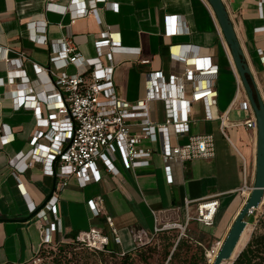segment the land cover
I'll return each mask as SVG.
<instances>
[{"label": "crops", "instance_id": "crops-1", "mask_svg": "<svg viewBox=\"0 0 264 264\" xmlns=\"http://www.w3.org/2000/svg\"><path fill=\"white\" fill-rule=\"evenodd\" d=\"M93 1L0 0V49H9V59L14 62L21 59L22 76L30 79L42 102V118L50 115L41 98L51 91L53 80L46 72L36 73L34 64L48 69L50 47L34 43L33 33L45 29L41 34H45L49 43L70 37L86 60H94L99 35L109 30L112 39L122 44V51L114 56V83L118 97L125 102L137 104L146 99L151 73L167 76L174 71L180 73L185 66L193 69L202 60H209L216 67L218 78L211 85L212 92L217 93L211 108L212 121L205 119L206 102L185 97L191 102L190 119L194 122L191 135H213L216 155L187 162L184 182L177 174L174 186L166 182L160 141L143 142L154 151L147 168L126 169L118 158L116 171L111 173L100 162L99 183L83 188L76 178H71L57 196L64 234H54V243L72 242L80 232L91 228L101 229L112 238L106 222L110 217L122 240L121 245H116L111 239L110 248L129 252L137 248L140 232L154 235V212L162 223L184 224L186 201L193 202L190 214L195 216L197 204L211 199L220 202L214 226L205 227L192 221L187 236L195 231L200 237L214 241L226 238L254 186L258 134L244 125L256 121V117L211 6L206 0H108V4L98 5L96 12L85 18L73 20L63 13L64 9L78 12ZM223 1L264 102V0L262 9L259 8L262 0ZM50 2H54L53 10H48ZM177 28L183 32L174 34ZM186 50L187 58L182 59ZM145 60H150V64H142ZM101 63L109 66L105 58ZM14 66L0 61V81L6 82L5 86L0 85V220H12L0 223V264H28L41 251V229L46 223L35 217L23 220L34 213L33 208L39 211L44 207L59 181L45 173L41 164L20 172L23 162L16 158L32 150L30 143L37 131V115L31 109H17L11 98L12 91L29 87L21 85L19 78L12 75ZM77 70L69 66L67 72L75 75ZM11 77L16 78L15 84L8 83ZM206 88L202 84L196 91L202 94ZM165 107L164 102L156 104L160 123L167 119ZM223 118L228 138L220 130ZM132 124L131 132L139 134L137 121ZM185 142L183 138L175 144ZM41 143L48 144L46 140ZM11 160H15L16 168ZM97 197L103 199V212L96 217L89 202ZM193 241L203 246L201 239Z\"/></svg>", "mask_w": 264, "mask_h": 264}, {"label": "built area", "instance_id": "built-area-1", "mask_svg": "<svg viewBox=\"0 0 264 264\" xmlns=\"http://www.w3.org/2000/svg\"><path fill=\"white\" fill-rule=\"evenodd\" d=\"M58 1V0H52ZM75 2V0H70ZM48 10H53L52 4ZM108 4V0H94L90 5H85L78 12L64 9L71 19L85 18L96 12L98 5ZM263 0L259 3L262 9ZM45 29L36 30L33 33V41L40 45H49L50 62L48 69L34 64L36 73L46 72L53 80V88L46 93L43 103L50 111L47 119L42 118L40 105L35 89L31 86L30 79L22 76L24 71L21 59H9V49H0V61L7 64L14 63L12 71L14 77L19 78L21 85L29 87L12 91L11 98L17 109H31L37 115V131L35 132L31 146L32 150L27 154H20L16 161H22L20 172L41 164L45 173L58 178L57 187L51 199L40 209L35 218L38 222L44 221L42 226V250L54 249L65 242L54 243V234L62 236L64 229L62 220L58 216V195L69 183L71 178H76L81 187L97 184L101 180L98 164L101 162L107 172L116 171L115 161L118 160L126 169L137 170L151 165L154 151L151 147L143 145L144 140L154 144L161 142V157L164 165L166 182L176 185L178 174L181 183L184 182L183 173L187 162L197 159H212L216 155V143L213 135L194 136L191 128L194 122L190 119L191 102L185 97L190 96L193 101L207 103L205 119L212 121L214 116L211 108L215 105L217 93L212 92L211 85L218 78V70L212 66L209 60H202L195 68L185 66L179 73L164 75L151 73L148 75V87L146 99L137 104L125 102L118 97L114 83L116 66L114 56L122 51V44L111 37L108 30L99 35L95 44L97 57L94 60H86L78 50L75 42L70 37L51 42L41 34ZM183 31L177 28L173 33L181 34ZM187 50L182 54L186 59ZM105 58L109 66H104L101 59ZM142 64H150V60L142 61ZM69 66L78 68L75 75L67 72ZM11 77L8 83L15 84L16 78ZM6 82L0 81L1 86ZM205 84L204 91H196L199 86ZM27 89V90H25ZM192 101V102H193ZM164 102L166 108V121L160 123L157 120L156 104ZM137 121L140 128L139 134L131 132L132 122ZM239 126L240 124H233ZM248 129L257 130L255 120L244 124ZM226 119H221L220 130L224 137L226 134ZM186 138L183 144H175ZM46 140L47 145L41 143ZM5 142H9L5 139ZM16 168L15 160L10 161ZM21 187V185H20ZM193 202H185V223H162L157 213L154 214V235L160 232L179 230L178 241L188 238L187 228L190 222L195 221L205 227H213L220 208V202L211 199L197 204L196 215L190 214V206ZM89 208L94 216L103 212V199L97 197L89 202ZM36 209L33 208L32 212ZM49 215L51 217H49ZM111 230L112 238L98 228L80 232L71 242L90 250L105 252L110 250L111 239L116 245H121L122 240L112 218L106 219ZM153 235V236H154ZM145 232L137 235V248L145 246L151 237ZM136 248V249H137ZM215 252L207 253L209 260ZM171 257L165 264H170Z\"/></svg>", "mask_w": 264, "mask_h": 264}, {"label": "water", "instance_id": "water-1", "mask_svg": "<svg viewBox=\"0 0 264 264\" xmlns=\"http://www.w3.org/2000/svg\"><path fill=\"white\" fill-rule=\"evenodd\" d=\"M211 6L217 21L221 27L226 43L232 55L236 70L241 78L242 85L254 111L257 124V157H256V177L253 189L243 208L236 217L228 235L226 236L220 251L213 264H225L233 262L243 251L245 246L237 252L243 236L249 228L248 218L264 205V102L257 91L251 70L246 63L243 50L238 40L234 25L230 19L226 4L223 0H206ZM55 190L47 197L45 204L51 199ZM45 206V205H44ZM38 210L32 213L23 221H29L35 217ZM12 220H0V223Z\"/></svg>", "mask_w": 264, "mask_h": 264}, {"label": "rangeland", "instance_id": "rangeland-1", "mask_svg": "<svg viewBox=\"0 0 264 264\" xmlns=\"http://www.w3.org/2000/svg\"><path fill=\"white\" fill-rule=\"evenodd\" d=\"M263 212L264 205L257 211V217ZM253 230L254 227L250 225L246 231L243 247L251 237ZM178 231L179 230H171L167 232L171 235L179 236ZM160 233L151 237V240L148 241L145 246L140 247L139 250L134 249L125 253L118 249H110L105 252L90 250L85 247L76 246L71 242H67L57 248L40 251L28 264H165L168 258L165 256V249L161 238L158 237ZM189 237L193 240L201 239L203 244V246H199L193 241V249L191 253L196 252V246L205 250L206 254L208 252H216L220 249L225 240V238L219 241L210 240L206 237L202 238L195 231H192V233L189 234ZM125 254L131 256L128 262H124ZM207 263L209 264L208 259Z\"/></svg>", "mask_w": 264, "mask_h": 264}, {"label": "trees", "instance_id": "trees-1", "mask_svg": "<svg viewBox=\"0 0 264 264\" xmlns=\"http://www.w3.org/2000/svg\"><path fill=\"white\" fill-rule=\"evenodd\" d=\"M256 213L257 211L248 218L249 225L254 227L251 237L233 264H264V212L258 217ZM158 237L164 245L165 256L171 257L170 264H208L206 252L199 246H196L195 253H191L193 240L190 237L178 241L179 236L169 232H162ZM130 257L125 254L124 262H128Z\"/></svg>", "mask_w": 264, "mask_h": 264}, {"label": "bare ground", "instance_id": "bare-ground-1", "mask_svg": "<svg viewBox=\"0 0 264 264\" xmlns=\"http://www.w3.org/2000/svg\"><path fill=\"white\" fill-rule=\"evenodd\" d=\"M243 206V205H242ZM245 236H246V233L244 234V236H243V239H242V242L240 243V246H239V248H238V250H237V252H239L241 249H242V247H243V243H244V239H245ZM221 246V245H220ZM221 248V247H220ZM216 251V250H215ZM220 251V249H218L211 257H210V264H213L214 263V261H215V258H216V256H217V254H218V252ZM225 264H230V263H225Z\"/></svg>", "mask_w": 264, "mask_h": 264}]
</instances>
